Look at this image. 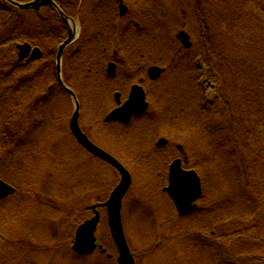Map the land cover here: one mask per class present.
I'll list each match as a JSON object with an SVG mask.
<instances>
[{"label":"trees","instance_id":"trees-1","mask_svg":"<svg viewBox=\"0 0 264 264\" xmlns=\"http://www.w3.org/2000/svg\"><path fill=\"white\" fill-rule=\"evenodd\" d=\"M135 1L141 2L149 19L145 25L148 30L151 29L148 36H156V41L164 44V49L161 50L164 57L169 55L172 59L170 63L169 59L166 61L172 69L171 75L175 77L181 74L177 77L182 79L186 75L195 77L191 74L193 58L172 36L169 27L171 22L157 6L161 1ZM1 3L0 23L7 21L15 11L5 1ZM172 3L177 12L172 18L177 16L192 24L200 47L198 56L202 60V68L216 86L214 96L207 98L205 87L195 86L192 81L193 86L190 85L188 94L181 99L187 102L190 113L188 118L192 119L189 118L190 129L199 133L202 141V163L213 174L215 183L212 192H209V187H205L204 200L211 199V207L204 212L196 211L192 216L182 218V221L186 220L180 223L183 227L192 221L190 218L200 215L196 224L197 231H186L178 236L187 238L180 250L182 259H179L184 264H264V0H172ZM116 5V0H71L68 6L63 1L60 2V6L69 14L76 8L88 13L85 30L77 46H72L64 56V79L72 87L78 86L77 81L72 78L77 77L83 69L81 57L87 55L89 60L93 59L92 62L99 61L105 51L102 45L109 42L110 49L116 35L122 33L116 21ZM38 14V24L49 29L46 33L21 32L19 22L0 29V143L7 144V149H12L17 157L25 158L22 159L24 163L27 162V157L36 155L25 147L24 142L36 150V140L39 142V138L51 132V123L48 126L36 122L29 123L28 126L23 124L38 113L36 108H51L47 100L53 98H49L47 93L42 96H36V93L37 90L42 93L41 88L57 80L56 68L53 66L55 49L66 37V29L53 8L47 7L40 13L41 16ZM140 24L142 26L143 23ZM181 29L185 30V27ZM121 41H124V37ZM25 42L41 47L47 62L39 64L37 68L36 64L20 63L16 56L17 45ZM167 45L171 48L169 52L165 49ZM194 68L196 72L197 68ZM88 82V92L94 97L98 96L95 95L98 92L96 87ZM172 90L168 86L163 96L160 91L152 94L160 105H165L160 108V114L172 109L169 103L170 100H175L173 93H170ZM51 94L59 97L56 92ZM189 105L193 107L190 108ZM55 116L56 110L51 109L45 118L54 121ZM17 124L19 131H15ZM31 137L34 140H30ZM66 142L64 138L52 137L50 142H45L40 148L51 146L52 153L65 156L62 151L68 149ZM1 155L0 151V161ZM87 156L93 159L90 155ZM2 169L3 167L1 171ZM45 174L46 172L43 178ZM53 178L56 175L53 177L50 174L43 182ZM79 180L82 182V190L85 189L84 179ZM17 194L18 190L16 198ZM15 196L0 201V264H36L32 261L38 249L35 242L40 246L41 240L50 231L52 240L57 243H50L44 252L65 249L81 261L71 264H83L84 260L90 259L72 253L67 246L68 233L60 231L51 217L44 216L46 233L41 229L38 230L39 233L34 228L35 225L31 222L39 217L35 213V205L38 204L40 207L37 209L40 210L47 209L46 206L49 205L40 195L26 202H15ZM58 200L55 203L57 207L52 205L57 211L56 216L66 207L65 199ZM44 203L46 206H42ZM88 211L87 209L86 212ZM149 219L144 226L148 235L156 238L158 234H154L159 231L158 222L153 218ZM24 223L30 224L32 229L25 228L22 233L19 226L24 227ZM175 230L176 227L173 231ZM64 234H67L65 239L62 236ZM162 239L173 241L166 236ZM135 257L139 260L137 254ZM101 258L110 264L115 260L104 255Z\"/></svg>","mask_w":264,"mask_h":264},{"label":"rangeland","instance_id":"rangeland-1","mask_svg":"<svg viewBox=\"0 0 264 264\" xmlns=\"http://www.w3.org/2000/svg\"><path fill=\"white\" fill-rule=\"evenodd\" d=\"M160 1L161 4L157 6L164 11L167 20L171 22L169 27L172 36L175 37L184 26L186 32L190 35L194 42V48L190 52V56L197 59L198 57L195 55L200 54V47H198L199 44L196 42V38L194 36L195 31L192 24L188 21H182L180 18H177V16L172 18V15H177V12L173 8L172 0ZM70 2L71 0H63V3L66 6H68ZM1 4L2 3L0 1V5ZM124 4L128 7V14L126 17L121 18L119 16V12H116V19L118 20L117 22L119 23L120 28L129 30L132 29L134 24L148 23L147 20L149 19L143 10L141 2H137L135 0H124ZM82 19L83 21L81 22L85 24L87 16L84 15ZM15 22H19L22 26L21 32L22 30H25L28 32L34 31L36 33H46L49 30L47 27L42 28L41 25L38 24L37 15L35 13L23 11H14L7 21L0 23V29H6ZM75 24L76 28L79 29V20H76ZM136 32H138V30ZM155 37L151 36L149 45H147V53L150 55V59L152 61L145 64H143V62H135L136 65L141 66L143 64L144 66L146 64L149 65L157 62L163 67H167L166 61L168 59V63L172 61L169 55L164 57V54L161 51L164 49V44H160L156 41ZM135 44L138 43H134L132 45L136 47ZM105 46L107 47V44H105ZM165 49L168 50V52L171 50L168 45ZM116 50L119 56L114 57L112 50V56L108 55V57H114L113 59L119 62V59L124 56V52L123 50ZM107 52H109V50ZM142 53L145 52L142 51ZM16 56L18 58V54H16ZM89 59L90 57L87 55L81 57L80 61L82 62L83 69L77 77L72 78V80H76L77 83L79 82V87L81 89L85 88L84 83L86 84L88 81L94 83V79L100 71L98 67L99 65H97L96 62H92L93 59ZM110 60L111 59L107 58L106 63H104L105 70ZM130 61L134 60L130 58ZM74 63L76 62L74 61ZM101 65L102 64H100V66ZM35 66V68H37L38 64ZM124 71L125 70L118 69V78L116 76L114 81L113 79L104 82L100 81V83L103 84H100V86L97 83L94 84L98 90L95 95L98 96L93 98L94 102L90 99L88 104L89 106L96 104L95 110L93 109L92 113L97 111L98 116H95V119H92V116L84 115L83 111L81 121L85 130L93 137V139L122 161V163L128 167L133 176L132 188L124 202L123 223L130 247L132 251L139 256L137 263L179 264L180 259H182L180 256V250L187 238H184V236H178L186 231H190L192 233L193 231H197L198 226L196 224L200 220V215L193 216L189 219L193 222H187L188 226L185 225L182 227L183 224L180 223L186 220L182 221V219L179 218L174 204L168 199V197H166V195L164 197L161 191L167 184V179L165 180V170H167L168 177L169 164L179 157L183 161L186 158L188 159L187 166L200 173L202 179L205 181L204 185L209 187V192H212L214 180H209L210 175L206 170V165L202 163L203 151L200 149V146L202 145L201 138L199 133L190 129L191 122L189 121V118L191 119V117L188 118L189 112L187 110V102L181 100L182 96L188 94L190 85L193 86L192 81L195 82V86H204L203 82L206 79H209V74L207 73L203 77H200L201 73L195 74L196 77H187L186 75V78L182 79L177 77L181 76V74L171 77L168 72L159 82L149 85L147 84V88L149 90L154 89L152 91H155L159 86L163 85L164 82H168V84L173 88L170 93H173V97H175V100H170L169 102L172 105V109L165 114L162 113L159 115L160 113L156 110L158 107L157 101L155 99L151 100V98H148V102L150 103V110L148 112L149 116L143 122H135L132 126L127 128L113 125L103 127L101 122L103 123L104 117H106L111 109L116 106L114 100L115 93L117 91H127L128 93L131 86L136 83L133 81H138V78L132 80L130 77L127 81L130 80L131 83H124L123 80L126 78V75H123ZM128 83L130 84L128 85ZM52 84L55 86L54 83H50L44 88H39L43 91V93H47L49 98L54 99L51 102L47 100V104L51 108H36L38 113L27 119L28 121L23 124L24 126H28L29 123L36 122L39 124L45 123L48 126L51 123V127H49L51 132L46 133L41 139L39 138V142L36 140V150L32 149L24 142L25 147L36 154L27 157L26 163L22 160L25 158H19L16 154L12 153V149H7L9 147L7 144L0 143V151L2 152L1 156L2 159L4 158L0 161V165L3 167V170L0 171V178L4 182L8 183L9 186L15 187L18 190V198H16V196L14 197V199L16 198L14 200L15 202H26L28 200H32V198L36 197V195H40L45 203L49 204L46 206L44 203L42 206H46L47 209L42 210L37 209V207H40L38 204L35 205L34 210H36L35 213L39 217H35V221L31 223L35 225L34 228L37 231L41 229L40 231L46 233L47 224L43 220H45L46 217H51L56 222V225H58L60 231L68 233L66 238L68 239L70 246H67L71 250V244L74 241L75 232L79 224L84 222L91 215V212H86V210L90 209L92 205L98 202L107 201L109 195L115 186H117L120 176L115 170H112L105 164L95 162L93 159L91 160L87 154L79 152L80 150H77L79 148L75 144V147H70L71 141L66 142L69 148L62 151L65 156H60L59 154L56 155L54 152L52 153L53 150L51 146L40 148L44 146L45 142H50L52 137L62 139H65L66 137L70 138V133L68 132L69 129L67 127L70 114L66 115L65 109L71 105L66 98H56L51 94L56 92L54 86L53 89H49ZM102 88H106V92L108 94L103 92ZM48 89L50 91H48ZM77 89L78 91L80 90L78 87ZM102 93H106L107 95L105 94L106 96H104L101 100L102 96L99 95ZM36 94V96L43 95L39 92V90H37ZM214 94L215 89L209 88L205 92L207 98H212ZM50 95H52V97ZM56 101H59L57 104L61 113H59V116H56L55 120L52 121L45 117L48 111L54 109ZM65 105L66 108H64ZM189 107L192 108L193 105H189ZM170 116H172V120L169 119ZM26 118L27 116L25 117V120ZM19 130L20 128L17 124V129L15 131ZM46 130L48 129L46 128ZM38 136H40V134H38ZM160 138H165L169 142V146L163 150L156 149V142ZM30 140L34 139L31 137ZM22 141H24V139ZM179 145L184 146L182 152L177 150V146ZM30 153L31 152H29V154ZM8 158L10 160H8ZM44 172H46V174L43 178ZM152 172L154 173L153 175H151ZM50 174L53 177L56 175V178L50 179L44 183L43 180H46ZM79 179H84L83 182H85L86 187L83 190L81 188L82 182H80ZM209 181L211 182L210 184ZM28 192H31V194ZM60 198L65 199L66 207L58 212L56 216L55 212L57 213V211H55L53 206H56L55 203L58 202V199ZM139 202H141V204H139ZM211 205V199L209 201L204 200L202 203H199L198 211L204 212L207 208H210ZM32 213H34V211H32ZM101 213L102 220L96 232L98 244L106 248L110 255L114 256L115 260L111 264H117L116 259L118 252L112 240L108 226L107 211L101 210ZM149 218H153V220L158 222L159 231L154 234H158L156 238L153 235H148L147 228L144 226L145 222L150 220ZM58 220L60 221V224H58ZM180 225L181 227H179ZM175 227L177 230L173 231ZM25 228L32 229L31 225L28 223H24V227L19 226V230L22 233L25 231ZM40 231L38 232L40 233ZM172 231L173 233H171ZM175 232H178V234ZM51 234V231L46 234V237L41 240L42 244L40 246H38L35 242V246H37L39 250L37 249L36 254H34L35 258L32 259L34 263L71 264L75 261L81 262L70 252L62 248L55 251L47 250L44 252L43 250L47 249V247L50 246V243H52V245H56L55 243H57L52 240V237L50 236ZM66 235L67 234L62 235L64 236V239ZM171 235L174 236L171 237ZM163 236L169 237L173 241L164 240L165 238L162 239ZM176 238L177 240H175ZM103 255L102 252L98 250L90 257V259L84 260L83 264H110L102 260L101 256ZM174 259L176 260L172 261ZM180 263L184 264L183 260H181Z\"/></svg>","mask_w":264,"mask_h":264},{"label":"water","instance_id":"water-1","mask_svg":"<svg viewBox=\"0 0 264 264\" xmlns=\"http://www.w3.org/2000/svg\"><path fill=\"white\" fill-rule=\"evenodd\" d=\"M15 8L20 10H40L45 6H54L58 9L57 2L59 0H34L25 4L17 3L12 0H6ZM120 15L125 16L128 8L123 4L122 0H119ZM63 21L68 27V38L60 46L57 55L58 74L61 72V60L65 50L76 40L78 31L76 30L75 22L72 19L66 17L59 9ZM71 23L74 27L71 26ZM177 38L186 48H191L192 43L190 37L185 32H180ZM20 60L23 61L27 58L30 60H38L43 57V54L39 48L33 49L29 44L19 45ZM116 66L110 64L108 68V74L114 76ZM162 70L157 67H152L149 70V77L152 80H156L160 77ZM61 81V78H60ZM62 82V81H61ZM69 93L76 100L74 93L68 89ZM116 101L120 104V94L116 95ZM149 104L146 102V96L144 90L139 86L132 88L129 100L121 107L114 110L107 118L106 122L119 121L129 124L134 116H140L148 110ZM79 104L76 101V111L71 120V131L76 137L77 141L92 155L108 163L114 167L121 175V181L119 185L113 190L107 202L101 205L92 206L94 216L83 224H81L75 235V241L73 244V251L81 256H89L95 252L98 248L96 232L101 222V214L98 211V207L107 208L108 224L110 227L112 239L118 250V264H136L135 258L130 250L122 219L123 200L128 194L131 185L132 177L129 171L114 157L109 155L103 149L96 146L90 139L83 133L79 123ZM167 141L161 139L158 142V147H164ZM170 184L165 191L169 194L170 198L174 201L177 211L180 216H186L196 210L197 206L194 204L202 195V186L199 176L194 171H183L181 168V162L176 161L170 171ZM16 190L0 180V199H5L8 196L14 194ZM103 253L106 250L99 246Z\"/></svg>","mask_w":264,"mask_h":264},{"label":"flooded vegetation","instance_id":"flooded-vegetation-1","mask_svg":"<svg viewBox=\"0 0 264 264\" xmlns=\"http://www.w3.org/2000/svg\"><path fill=\"white\" fill-rule=\"evenodd\" d=\"M128 36L129 37H131L132 38V40L130 39L129 41H127V45H126V47L125 48H120V50L119 51H121V50H123V52H124V56L122 57V58H120L119 59V62L118 61H115V59H113L115 56H119V54L116 52L117 50H113V54H114V57H108V55L109 56H112V51H109V52H107L108 51V49H107V47L105 46V44H107V42H105V44L104 45H102L103 46V48L105 49V51L103 52V54H104V56L99 60V61H97L96 63L99 65L98 67H99V69H100V71L97 73L98 75H97V77L94 79V84L95 83H97L99 86H100V84L101 85H103L102 83H100V81L101 82H104V81H107V80H112L113 79V81H114V78L117 76V78H118V75H117V72H118V69H121V70H125L124 72H123V75L125 76L126 75V78H125V80H123V82L124 83H127V82H130V80H128L127 81V79L128 78H130L131 77V79L133 80V79H136V78H138V82H137V84L138 83H140L141 85L142 84H144V85H149V84H153L154 82H152V81H150L149 79H148V81H147V79H146V76H147V72H148V70H149V68L151 67V66H153V65H157V63H151V64H149V65H144L143 66V64H145V63H150L152 60L150 59V55L149 54H147V52H145V53H142V51H141V49L139 48V49H137V46L136 47H134V45H132V44H134L135 43V39H136V36H133V33L132 32H130L129 34H128ZM140 36V38H145V37H147V35L146 34H140L139 35ZM118 43V42H117ZM136 45V44H135ZM119 46H120V43H119ZM127 53H128V55H127ZM107 58H109V59H111L109 62H108V65H107V68H106V70H105V67H104V63H106V61H107ZM130 58L132 59V60H134V61H130ZM121 61H123V62H121ZM135 62H143V64L141 65V66H139V67H135ZM110 63H114L115 65H116V74L114 75V76H110L109 74H108V72H107V69H108V67H109V64ZM100 64H102L101 66H100ZM55 68H56V62H55V64L53 65ZM103 69V70H102ZM102 70V71H101ZM136 70H137V73H136ZM104 73V74H102V73ZM130 75V76H129ZM157 82V81H156ZM131 83V82H130ZM130 83H128V85L130 84ZM89 84L90 85H94L91 81H89ZM78 87H79V82H78ZM84 87L85 88H79L80 90H79V93L80 94H82V100L84 101V103H82L80 100V118H82V114H83V111H84V113L87 111V109H85L86 108V105H85V102H88V93H87V90H85V89H87V85L84 83ZM96 87V86H95ZM133 87V86H132ZM97 88V87H96ZM145 89V91H146V94H147V88H144ZM102 90H103V92H106V88H102ZM132 89H130V91H131ZM117 92H119V94H121V98H120V101L122 100V95L124 94V95H129V92L127 93V91H125V92H120V91H117ZM116 92V93H117ZM107 93V92H106ZM106 93H102V94H100L99 96H102V98H101V100L103 99V97L104 96H106L107 94ZM106 94V95H105ZM128 97V96H127ZM67 99V98H66ZM68 100V99H67ZM69 101V100H68ZM93 102H94V100H93ZM70 103V102H69ZM121 103H124L123 101H121ZM117 107H119L118 105H116V106H114L112 109L113 110H115ZM64 108H66V105H65V107ZM111 109V110H112ZM54 110H56V112H57V116H59L58 114L59 113H61V111L59 110V108H58V104L56 103L55 105H54ZM73 113H74V109H72V105L71 106H69V107H67L66 109H65V114L66 115H68V114H70V117H69V120H68V128L70 129V127H71V118H72V115H73ZM55 118H56V116H55ZM136 119H138V118H134V119H132V121L131 122H133L134 120H136ZM81 123V126H82V121L80 122ZM112 125H116V126H122L121 124H119V123H112ZM82 127H84V126H82ZM83 129H85V128H83ZM86 131V130H85ZM87 132V131H86ZM88 133V132H87Z\"/></svg>","mask_w":264,"mask_h":264}]
</instances>
